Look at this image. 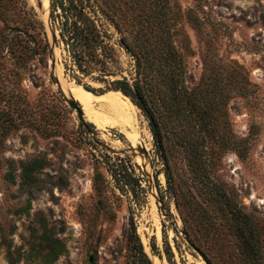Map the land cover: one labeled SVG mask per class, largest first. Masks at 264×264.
Segmentation results:
<instances>
[{
  "label": "rangeland",
  "instance_id": "374dc122",
  "mask_svg": "<svg viewBox=\"0 0 264 264\" xmlns=\"http://www.w3.org/2000/svg\"><path fill=\"white\" fill-rule=\"evenodd\" d=\"M23 1L50 39L49 1L46 8ZM139 4L161 9V23L172 25L181 58L176 85L212 117L216 140L206 145L192 115L169 113L168 102L158 100L167 165L149 118L117 92L133 106L138 137L97 126L72 94L73 83L83 85L64 49L54 45L53 64L48 54L25 53L12 42L17 32L29 36L23 12L0 6V264H130L136 234L153 264H264V0ZM120 62L131 77L132 59L122 50ZM81 81L102 85L87 76ZM69 92L84 121L68 105ZM234 205L248 215L247 244L226 217L213 224L221 211H237ZM54 240L63 250L49 262Z\"/></svg>",
  "mask_w": 264,
  "mask_h": 264
},
{
  "label": "trees",
  "instance_id": "16d2710c",
  "mask_svg": "<svg viewBox=\"0 0 264 264\" xmlns=\"http://www.w3.org/2000/svg\"><path fill=\"white\" fill-rule=\"evenodd\" d=\"M154 1L160 3L163 0ZM23 2L0 0V6L13 5L26 18L24 27L29 36L21 39L17 32L12 37V42L18 43L25 53H38L41 59L45 54L52 56L51 41L44 23L35 14L24 11ZM145 8L146 6L141 7L139 0H49L54 44L64 49V56L70 61L75 81L99 95L118 90L127 95L131 100L117 92L131 104L135 103L140 107L149 118L168 165L157 115L158 100L162 99L163 104L168 102L169 113L174 111L177 115H192L191 121L198 125L196 130L203 133L202 139L206 145L209 140H216L218 128L212 117L202 113L206 111L203 105L185 97L186 89L176 85L180 81L181 58L172 42V25L161 23V9L149 12ZM121 50L132 59L131 77L121 73ZM68 65L64 60V67ZM86 76L100 81L102 85L93 87L82 82V77ZM159 84H164L169 93L161 94ZM86 124L91 125V122ZM218 141L221 145L225 144L221 139ZM237 150L239 154L242 151ZM33 166L34 164L28 166L29 172ZM166 176L169 178L168 172ZM234 206L237 211H221V215H214L213 224L222 223L223 216L226 217L231 222L233 232H237L243 243L247 244L249 240L246 238L243 222L248 215L240 211L237 205ZM194 219L197 224L200 223L196 217ZM62 250L63 245L54 240L48 243L45 256L51 262ZM167 254L168 257L172 256L169 246ZM130 264H153L137 234L131 244Z\"/></svg>",
  "mask_w": 264,
  "mask_h": 264
},
{
  "label": "bare ground",
  "instance_id": "6f19581e",
  "mask_svg": "<svg viewBox=\"0 0 264 264\" xmlns=\"http://www.w3.org/2000/svg\"><path fill=\"white\" fill-rule=\"evenodd\" d=\"M41 1L43 2V7H45L49 0ZM70 89L72 94L83 105L88 118L97 126H119L123 131L127 132L126 134H128L127 136H129L131 141L138 137V133L135 131L137 123L133 106L122 99L116 92L109 91L102 95H95L76 83H73ZM95 101L96 103H94Z\"/></svg>",
  "mask_w": 264,
  "mask_h": 264
},
{
  "label": "water",
  "instance_id": "95a60500",
  "mask_svg": "<svg viewBox=\"0 0 264 264\" xmlns=\"http://www.w3.org/2000/svg\"><path fill=\"white\" fill-rule=\"evenodd\" d=\"M37 5L39 8H42L43 6V2L41 0H37ZM46 26L47 29L49 31V35H50V41H51V47H52V56L51 57V62L52 64L54 63V58H53V47H54V35H53V29L51 27V23H50V16H49V11L47 13V18H46ZM57 84L59 87H61V84L59 82V80H57ZM121 92V91H120ZM122 93V92H121ZM124 94V93H123ZM125 95V94H124ZM68 105L75 110L77 118L80 121H84L85 117H84V113H83V109L81 108L80 104L77 102V100L73 97V95L69 92V95L65 97ZM137 150L139 151V153H143L144 152V148L141 145H137ZM175 219V218H174ZM183 236L185 237L186 241L195 249L197 250L202 257L207 261L206 257L204 256V254L198 249V247L194 244V242L191 240V238L189 237L187 231L184 228L180 229Z\"/></svg>",
  "mask_w": 264,
  "mask_h": 264
}]
</instances>
